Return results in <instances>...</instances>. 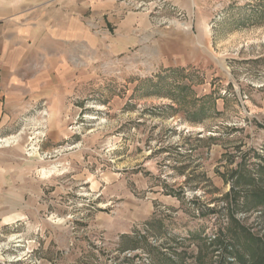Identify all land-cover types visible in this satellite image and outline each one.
Returning <instances> with one entry per match:
<instances>
[{"label":"rangeland","instance_id":"rangeland-1","mask_svg":"<svg viewBox=\"0 0 264 264\" xmlns=\"http://www.w3.org/2000/svg\"><path fill=\"white\" fill-rule=\"evenodd\" d=\"M135 2L154 48L112 55L93 36L8 105L0 264L262 259L264 0Z\"/></svg>","mask_w":264,"mask_h":264},{"label":"crops","instance_id":"crops-1","mask_svg":"<svg viewBox=\"0 0 264 264\" xmlns=\"http://www.w3.org/2000/svg\"><path fill=\"white\" fill-rule=\"evenodd\" d=\"M43 2H0V182L12 171L7 152L12 141L4 132L8 105L43 92L47 80L60 79V63L45 64L46 57L89 54L93 36L104 52L121 56L139 47L154 48L159 35L146 13L131 10L135 0ZM158 47L157 51L164 48L162 43Z\"/></svg>","mask_w":264,"mask_h":264},{"label":"trees","instance_id":"trees-1","mask_svg":"<svg viewBox=\"0 0 264 264\" xmlns=\"http://www.w3.org/2000/svg\"><path fill=\"white\" fill-rule=\"evenodd\" d=\"M261 257L262 259L257 262L258 264H264V255H262Z\"/></svg>","mask_w":264,"mask_h":264},{"label":"bare ground","instance_id":"bare-ground-1","mask_svg":"<svg viewBox=\"0 0 264 264\" xmlns=\"http://www.w3.org/2000/svg\"><path fill=\"white\" fill-rule=\"evenodd\" d=\"M8 141V140H7Z\"/></svg>","mask_w":264,"mask_h":264}]
</instances>
